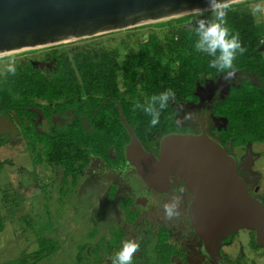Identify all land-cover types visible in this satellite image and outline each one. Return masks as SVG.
Wrapping results in <instances>:
<instances>
[{
    "label": "trees",
    "instance_id": "16d2710c",
    "mask_svg": "<svg viewBox=\"0 0 264 264\" xmlns=\"http://www.w3.org/2000/svg\"><path fill=\"white\" fill-rule=\"evenodd\" d=\"M250 2L228 4L227 25L246 48L234 61L236 74L230 81L209 67L211 57L195 49L200 17L188 14L156 23L166 28L163 36L150 32L135 40L136 47L121 42V47L77 50L69 57L50 46L39 58L17 60L15 74L0 72V115L18 124L35 160L61 169L63 183L71 180L73 185L93 158L110 166L126 163L130 135L121 114L146 150L167 134L197 132L195 116L203 113L221 144L230 142L228 147L235 149L262 143L264 35ZM168 89L173 98L153 128L151 117L137 105L147 106L153 95ZM40 115L48 123L46 131L39 129ZM5 163L0 158V166ZM164 240L157 241L155 260L141 264L169 261L175 248ZM55 250L44 241L19 264L30 259L35 264Z\"/></svg>",
    "mask_w": 264,
    "mask_h": 264
},
{
    "label": "water",
    "instance_id": "95a60500",
    "mask_svg": "<svg viewBox=\"0 0 264 264\" xmlns=\"http://www.w3.org/2000/svg\"><path fill=\"white\" fill-rule=\"evenodd\" d=\"M240 1L223 0L227 5ZM208 7V0H0V56L165 21L194 14L195 9L208 11ZM120 119L130 135L125 160L148 187L166 191L172 174L183 181L191 194L189 219L212 262L223 260V239L243 228L253 230L256 243L264 247V204L248 192L238 174L236 159L226 149L230 142L223 146L211 138L204 117L198 118L200 133L163 136L158 157L143 147L123 114Z\"/></svg>",
    "mask_w": 264,
    "mask_h": 264
},
{
    "label": "rangeland",
    "instance_id": "374dc122",
    "mask_svg": "<svg viewBox=\"0 0 264 264\" xmlns=\"http://www.w3.org/2000/svg\"><path fill=\"white\" fill-rule=\"evenodd\" d=\"M250 1L259 32L264 35V0ZM156 23L158 22L51 46H58L69 57L77 50L121 47V42L136 47L135 40L145 38L150 32L163 36L166 28ZM49 47L0 56V72L6 70L10 60L34 56L39 58ZM39 121L42 123L39 129L46 131L47 121L41 115ZM249 147L257 155L253 168L259 170L264 166V142L250 144ZM234 152L237 156L244 153L241 147ZM0 158L6 162L0 166V222L3 224L0 232V264H19L22 258L29 257L44 241H51L56 250L35 264H114L110 260L119 252L116 249L122 247L118 245L122 240V225L132 222L135 217L134 214L123 213V208L118 203L121 193H116L115 190L118 189L113 185L121 173L117 172V168L122 170L124 164L116 166V171L110 176L107 164L93 158L77 184L73 185L71 180L63 183L61 169L38 159L36 161L18 124L14 119L2 115ZM260 188H264V178ZM128 229L123 242H138L136 228L133 229L131 225ZM160 234H155V240L153 236L150 238L152 244L156 243ZM247 238L246 229L235 234L234 245L225 248L230 259L236 260L240 241L246 251L243 264H264V258H256L254 261L250 259L253 254L246 250ZM86 249H90L92 256L86 255ZM134 262L132 259V264ZM28 264H34L33 260L30 259Z\"/></svg>",
    "mask_w": 264,
    "mask_h": 264
},
{
    "label": "flooded vegetation",
    "instance_id": "af4514ba",
    "mask_svg": "<svg viewBox=\"0 0 264 264\" xmlns=\"http://www.w3.org/2000/svg\"><path fill=\"white\" fill-rule=\"evenodd\" d=\"M199 117H204L205 119V130L207 134L220 143L218 132L211 130L213 123H211L207 115L204 113L195 116L198 122V129L197 132H193L192 134L200 133ZM214 124H218V122L215 121ZM160 140L158 144L153 143V145H149L151 150H147L153 153L156 157H158ZM226 145L228 144L223 146ZM241 148L244 153L241 156H237L234 152L236 148L232 149L231 147H226L227 152L232 154L236 159L238 174L245 182L248 192L252 196L261 200L264 204V188H260L261 180L264 178V166H261V170H255L253 164L256 161L257 155L251 152L249 145ZM248 153L250 154V157L248 156ZM250 158H252V160H250ZM120 164H124V168L122 170L121 168H117V172L119 173L121 171V173L118 177L119 179L114 180L113 184L118 189L115 190V192L117 191L121 193L119 195L120 198L118 199V203L121 206V209L123 208L122 210L123 213L125 212L124 214H134L135 217L132 222H125L124 225H122V240L118 245L120 244L123 246V239L127 233L126 229L133 225V229L136 228V235H138L137 243L139 245L137 252L133 254V260H135L133 264H141L145 262V259L155 260L156 244L161 237H165V245L169 244V247L173 246L175 248L174 253L170 256V259L166 264H243L242 261L246 259V251L242 242L238 241L239 247L235 261L231 260L229 253L225 251V248L228 249L234 245L236 241L235 234L242 229L233 232L223 239V243L220 247L223 260L219 263L212 262L210 258L203 253L202 240L195 234L188 216L191 194L185 188L183 181L175 174L170 176L169 188L166 191L158 192L153 188L148 187L142 181L131 164L128 162H121ZM107 166L109 167L111 176L112 172L116 171V166H110L108 164ZM173 195L179 197L180 207L178 215L169 220L165 216L164 205L169 202L170 197ZM122 201L128 203L121 205L120 202ZM145 226H147V229H145ZM243 229H246L248 233V238L245 241V245L247 246L246 250L253 254L250 259L254 261L256 258H264V247H261L256 243L254 231L247 228ZM159 233L161 234L158 236V239L156 238V243L152 244L153 241H150V238L153 236L155 240V234L157 235ZM121 248L122 247L120 246V248H117L116 250L120 251ZM86 252L88 256H92L90 249H86ZM115 259L116 256L112 257L111 260H108L115 261Z\"/></svg>",
    "mask_w": 264,
    "mask_h": 264
},
{
    "label": "clouds",
    "instance_id": "9594fccd",
    "mask_svg": "<svg viewBox=\"0 0 264 264\" xmlns=\"http://www.w3.org/2000/svg\"><path fill=\"white\" fill-rule=\"evenodd\" d=\"M208 5L207 10L211 15L207 18L203 16L204 10H193L194 14L200 17L195 27L197 39L194 47L198 52L211 57L209 67L215 69L218 74H223L226 81H230L236 74L234 61L237 56L246 51V48L242 44L239 33L233 32L227 25L229 6L223 0H208ZM16 71V61L10 60L6 72L15 74ZM173 95V92L168 89L153 95L147 106L137 105L151 117L149 122L151 127L154 128L160 123L161 113L167 108ZM179 207V197L171 196L169 202L164 205L166 218L171 220L177 216ZM138 247V243L134 240L125 242L117 253L114 264H132L133 254L137 252Z\"/></svg>",
    "mask_w": 264,
    "mask_h": 264
}]
</instances>
